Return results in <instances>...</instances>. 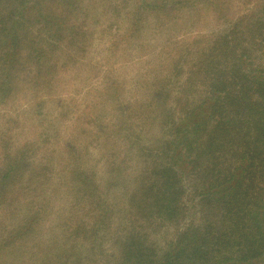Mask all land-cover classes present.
I'll return each mask as SVG.
<instances>
[{"label": "trees", "instance_id": "1", "mask_svg": "<svg viewBox=\"0 0 264 264\" xmlns=\"http://www.w3.org/2000/svg\"><path fill=\"white\" fill-rule=\"evenodd\" d=\"M1 214L0 264H264V0H0Z\"/></svg>", "mask_w": 264, "mask_h": 264}, {"label": "rangeland", "instance_id": "2", "mask_svg": "<svg viewBox=\"0 0 264 264\" xmlns=\"http://www.w3.org/2000/svg\"><path fill=\"white\" fill-rule=\"evenodd\" d=\"M119 21V20H118ZM106 21L104 18H100L98 22H96V39L94 41L93 47L91 48L90 52V59L92 61H99L101 60H108L109 63H114L115 61L119 60V57L116 56H108L109 52V41L111 40V36L113 35L112 29H122L123 23L121 21ZM155 33V32H154ZM154 33L150 37H154ZM131 56L126 55L123 57V59H129ZM132 60V59H131ZM97 61V62H98ZM131 64V63H130ZM128 64L126 67L127 72H132L134 69L141 66L139 64H135L134 66ZM142 67V66H141ZM84 73V72H83ZM82 72L80 70L74 69L70 73L63 76V81L59 85V95L61 97V102L58 99H53L52 102L49 103L50 106V113L52 116H54L59 108H56V103H61L62 109H64V112L71 111V110H77L79 107V103L82 97L87 98L90 97L91 93L86 94L83 90L87 91V81L82 80L81 78ZM130 95V94H129ZM83 99V98H82ZM62 115V113H61ZM61 120H55L57 126L61 125ZM66 123V122H65ZM65 123L63 125H65ZM78 127H81L79 125ZM60 127L57 129L59 131ZM53 133V129H49V134ZM93 144L89 146V159L88 166L91 167L96 173H97V181L100 185H103L105 180V173H104V166L103 161L100 159L99 151L97 146H93L94 142L91 141ZM86 144V140L83 142ZM48 156L50 154V150L47 152ZM54 201L61 202V197L58 196L54 198ZM4 214L0 215V223L4 222Z\"/></svg>", "mask_w": 264, "mask_h": 264}]
</instances>
